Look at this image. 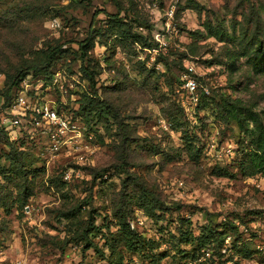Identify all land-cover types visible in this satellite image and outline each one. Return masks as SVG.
I'll use <instances>...</instances> for the list:
<instances>
[{
    "label": "rangeland",
    "instance_id": "obj_1",
    "mask_svg": "<svg viewBox=\"0 0 264 264\" xmlns=\"http://www.w3.org/2000/svg\"><path fill=\"white\" fill-rule=\"evenodd\" d=\"M235 101L264 123V0H0V264H264Z\"/></svg>",
    "mask_w": 264,
    "mask_h": 264
},
{
    "label": "trees",
    "instance_id": "obj_2",
    "mask_svg": "<svg viewBox=\"0 0 264 264\" xmlns=\"http://www.w3.org/2000/svg\"><path fill=\"white\" fill-rule=\"evenodd\" d=\"M213 36L220 37L221 40H225V38L228 37V35H225L224 39H222V34L218 35L217 31H215L212 27L208 28ZM90 47H93L94 44L90 42L88 45ZM87 46V47H88ZM53 61V55L51 53H48L45 57V63L46 65L43 66V69H48ZM39 69L35 66H29L27 68H23L18 71L17 75L9 76V79L12 80V84L9 87V90L7 91V94L9 95L14 88L22 86V81L25 79V77L30 74L31 72H36ZM92 82H94V77H88ZM225 103V101H224ZM226 107L228 108L231 116L235 118L241 128H244L248 131V133L251 135V142L254 147L253 152L251 153L250 162L255 169V171L263 170L264 169V123L262 122L260 116L253 112L250 109H246L245 107L241 106L239 101H235L233 103L226 102ZM246 123L253 125L250 129L247 127ZM204 243H207V240L204 241Z\"/></svg>",
    "mask_w": 264,
    "mask_h": 264
},
{
    "label": "built area",
    "instance_id": "obj_3",
    "mask_svg": "<svg viewBox=\"0 0 264 264\" xmlns=\"http://www.w3.org/2000/svg\"><path fill=\"white\" fill-rule=\"evenodd\" d=\"M187 86L194 90L195 82L189 80L187 82ZM19 103L24 104L26 100L23 96H20L18 99ZM39 119H37V123L45 122L47 123V129L49 134L53 139V146L55 150H57L60 146V143L63 141V137L66 136L67 132L70 130V121L66 117H62L58 114V112L49 106H44L35 110ZM201 264H208L207 262H202Z\"/></svg>",
    "mask_w": 264,
    "mask_h": 264
}]
</instances>
